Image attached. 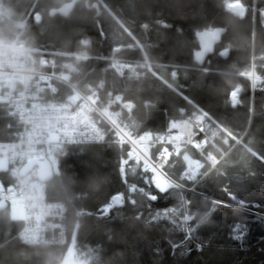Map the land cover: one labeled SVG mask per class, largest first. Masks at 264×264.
I'll use <instances>...</instances> for the list:
<instances>
[{"label": "trees", "instance_id": "1", "mask_svg": "<svg viewBox=\"0 0 264 264\" xmlns=\"http://www.w3.org/2000/svg\"><path fill=\"white\" fill-rule=\"evenodd\" d=\"M73 1L68 16L52 15ZM208 1L202 0L191 22L182 26L167 22L158 0H0L12 19L0 18V41L21 35L31 48L85 55L74 62L78 71L73 81L84 91L100 88L104 98L122 94L133 102L136 132L157 136L169 119L200 108L234 137L232 144L242 140L219 170L197 186L201 195L178 190L161 194L136 164L124 177L121 159L126 149L118 145L68 147L47 194L50 201L68 207L69 244H22V222L0 202V264H64L71 248L87 264H264V217L230 206L245 202L264 215V84L252 92L242 76L256 56L257 71L264 77V0H256L255 9L243 18L226 10L208 16ZM25 21V27L20 25ZM218 28L227 32L201 67L194 57L197 34ZM82 40L90 46L83 47ZM118 46L126 48L120 58L137 66L150 63L157 76L146 71L137 80L121 77L108 60ZM224 50L230 52L227 59L220 56ZM238 86L243 87L241 104L233 107L230 96ZM68 92L63 88L60 99ZM18 139L17 121L0 102V142ZM184 169V160L178 159L168 172L179 179ZM0 180L7 185L13 181L7 171H0ZM127 184L145 188L156 198L137 192L124 207L100 216L113 196H129ZM234 226H246L243 244L231 238L238 234Z\"/></svg>", "mask_w": 264, "mask_h": 264}, {"label": "built area", "instance_id": "2", "mask_svg": "<svg viewBox=\"0 0 264 264\" xmlns=\"http://www.w3.org/2000/svg\"><path fill=\"white\" fill-rule=\"evenodd\" d=\"M0 18L12 21L1 2ZM20 25L25 27L26 21ZM81 45L90 46L86 40ZM124 49L113 48L108 59L111 67L121 77L134 80L143 77L148 71L146 67L152 68L150 63L137 66L120 58ZM86 58L79 52L31 48L21 35L11 42L0 41V102L19 128L18 140L0 142V163L7 166L5 171L13 180L10 185L0 180V202L9 207L13 219L22 222L18 239L26 246L64 247L70 242L67 205L49 200L47 184L41 181L38 166L23 175L33 160H47L56 177L60 175L61 159L68 147L115 144L126 149L121 159L124 177L127 168L136 164L144 180L161 194L178 190L201 195L197 186L219 170L222 162L242 144L241 139L232 144L234 137L200 108L191 114L183 112L180 119H169L166 130L157 136L136 132L132 128L136 109L133 102L122 94L104 98L100 88L84 91L73 81V74L78 71L74 62ZM136 67L143 69L139 76L127 69ZM148 72L157 76L154 70ZM177 76V70L173 71L172 79ZM242 76L250 82L252 92L261 89L255 66ZM63 88L69 92L60 99ZM242 93V86L231 93L233 107L241 104ZM178 159L184 160L185 169L175 179L168 168ZM127 186L129 196L123 193L113 196L100 210V216L124 207L127 199L145 191L133 184ZM230 206L264 217L248 208ZM78 214L81 216L83 212Z\"/></svg>", "mask_w": 264, "mask_h": 264}, {"label": "rangeland", "instance_id": "3", "mask_svg": "<svg viewBox=\"0 0 264 264\" xmlns=\"http://www.w3.org/2000/svg\"><path fill=\"white\" fill-rule=\"evenodd\" d=\"M163 4L164 10L167 14V22L169 24H178V25H186L187 23L191 22L192 15L196 12L197 8L202 3V0H158ZM230 1H239L242 3L245 9V14H247L248 10L255 9V2L256 0H209L207 3H205V11L208 16H211L215 12H218L219 10H226L227 9V3ZM234 15V14H233ZM243 15V16H244ZM241 16V17H243ZM262 16L264 17V12H262ZM264 25V22H263ZM210 31H213V29H210ZM138 46V45H137ZM253 66H255L257 71V57H253ZM148 71L153 70L151 67H146ZM130 70V73L139 76V70H143L142 67H136V68H127ZM126 69V72H128ZM252 69V68H251ZM257 74L260 76L259 81L257 85L259 87H263L264 84V77L260 74V72L257 71ZM7 169V166L5 164L0 163V171H5ZM145 189V188H144ZM144 194L146 196H151L153 199H155V195L151 194L149 190L144 191ZM238 206L248 208L249 204L245 202H238ZM257 205V204H254ZM249 209V208H248ZM251 210V209H250ZM106 213V212H103ZM13 213L11 212V216ZM64 264H87L86 261H84L82 258H80L78 255H75V251L73 248H71L70 252L68 253V256L64 262Z\"/></svg>", "mask_w": 264, "mask_h": 264}, {"label": "water", "instance_id": "4", "mask_svg": "<svg viewBox=\"0 0 264 264\" xmlns=\"http://www.w3.org/2000/svg\"><path fill=\"white\" fill-rule=\"evenodd\" d=\"M76 1L66 4L60 9H56L52 11V15H61L68 16L73 7L75 6ZM226 11H228L226 9ZM38 23L41 22L42 18L40 14H36L35 16ZM227 29L218 28L213 31L203 30L197 34V41L199 44V50L195 52V61L199 66H204L208 61L209 57L214 55L216 52L217 46L222 42L224 35L226 34ZM230 52L228 50H224L220 52V56L223 59H227ZM38 166L40 171V179L42 182L48 184L54 179V173L51 164L45 159L33 160L31 161L24 169L23 175H26L30 170L34 167Z\"/></svg>", "mask_w": 264, "mask_h": 264}, {"label": "snow or ice", "instance_id": "5", "mask_svg": "<svg viewBox=\"0 0 264 264\" xmlns=\"http://www.w3.org/2000/svg\"><path fill=\"white\" fill-rule=\"evenodd\" d=\"M233 232H236L238 234L233 235L231 238L236 240V241H238V242H240V244H243L244 239H245V237L247 235L246 226L243 229H241L238 226H234L233 227ZM185 236H186L187 239H191V236L188 233H185ZM179 247H180V245H175V249L179 248ZM197 247L198 248H202V245H198ZM175 249H174V254H175ZM186 251L188 252L190 250L187 249Z\"/></svg>", "mask_w": 264, "mask_h": 264}, {"label": "bare ground", "instance_id": "6", "mask_svg": "<svg viewBox=\"0 0 264 264\" xmlns=\"http://www.w3.org/2000/svg\"><path fill=\"white\" fill-rule=\"evenodd\" d=\"M227 10L234 14V16L243 18L245 15L244 6L239 1H230L227 3ZM244 15V16H243ZM243 16V17H241Z\"/></svg>", "mask_w": 264, "mask_h": 264}]
</instances>
